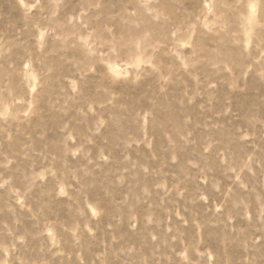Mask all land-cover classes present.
I'll use <instances>...</instances> for the list:
<instances>
[{"label":"rangeland","instance_id":"1","mask_svg":"<svg viewBox=\"0 0 264 264\" xmlns=\"http://www.w3.org/2000/svg\"><path fill=\"white\" fill-rule=\"evenodd\" d=\"M0 264H264V0H0Z\"/></svg>","mask_w":264,"mask_h":264}]
</instances>
